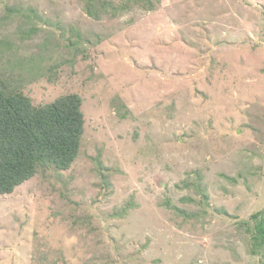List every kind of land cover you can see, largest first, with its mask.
Here are the masks:
<instances>
[{
  "label": "rangeland",
  "instance_id": "obj_1",
  "mask_svg": "<svg viewBox=\"0 0 264 264\" xmlns=\"http://www.w3.org/2000/svg\"><path fill=\"white\" fill-rule=\"evenodd\" d=\"M0 78L84 115L0 194V264H264V0H0Z\"/></svg>",
  "mask_w": 264,
  "mask_h": 264
},
{
  "label": "trees",
  "instance_id": "obj_2",
  "mask_svg": "<svg viewBox=\"0 0 264 264\" xmlns=\"http://www.w3.org/2000/svg\"><path fill=\"white\" fill-rule=\"evenodd\" d=\"M81 106L78 93L35 105L0 78V194L12 193L40 169L72 165L84 133ZM255 241L264 244L263 218L256 222Z\"/></svg>",
  "mask_w": 264,
  "mask_h": 264
}]
</instances>
